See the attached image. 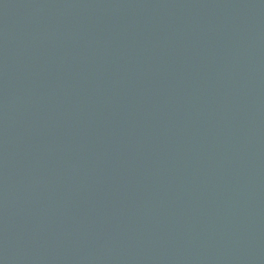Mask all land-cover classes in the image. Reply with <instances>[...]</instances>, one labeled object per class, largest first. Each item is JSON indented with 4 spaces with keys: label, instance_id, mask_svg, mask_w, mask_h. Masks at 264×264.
I'll return each mask as SVG.
<instances>
[{
    "label": "water",
    "instance_id": "obj_1",
    "mask_svg": "<svg viewBox=\"0 0 264 264\" xmlns=\"http://www.w3.org/2000/svg\"><path fill=\"white\" fill-rule=\"evenodd\" d=\"M0 264H264V0H0Z\"/></svg>",
    "mask_w": 264,
    "mask_h": 264
}]
</instances>
